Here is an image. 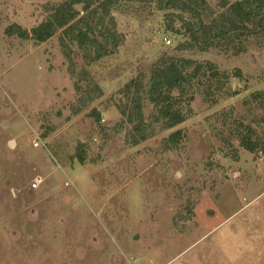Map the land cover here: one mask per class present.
I'll return each mask as SVG.
<instances>
[{
    "label": "rangeland",
    "instance_id": "obj_1",
    "mask_svg": "<svg viewBox=\"0 0 264 264\" xmlns=\"http://www.w3.org/2000/svg\"><path fill=\"white\" fill-rule=\"evenodd\" d=\"M67 1L0 0V264H264V36L239 54L225 40L179 51V20L169 31L154 2L112 0L120 46L88 66L66 39L73 73L61 30L31 37ZM163 57L201 67L179 105L186 121L133 146L120 91ZM95 86L103 98L84 106ZM153 110L145 100L147 122ZM241 135L262 145L248 152Z\"/></svg>",
    "mask_w": 264,
    "mask_h": 264
},
{
    "label": "trees",
    "instance_id": "obj_2",
    "mask_svg": "<svg viewBox=\"0 0 264 264\" xmlns=\"http://www.w3.org/2000/svg\"><path fill=\"white\" fill-rule=\"evenodd\" d=\"M131 2H154L159 11H181L182 15H165L168 30L174 31L176 20L182 23L181 31L187 36L178 46L179 51H199L208 53L218 46L220 40H225L227 49L235 50V54L243 51V40L251 37L264 36V0H217L223 12L216 14L206 0H129ZM83 7L84 15L75 10ZM112 0H69L48 10L50 17L31 32L36 43H45L58 30L64 38L60 39L62 51L70 62V68L75 73L72 50L66 43L68 39L77 45L83 54L85 63L89 66L109 54L108 48L117 49L121 36L116 32L111 20ZM21 38L29 34L15 27ZM238 41V44L236 43ZM240 41V43H239ZM227 52V51H226ZM193 62L184 58L163 57L151 70V77L138 75L120 91L126 102L117 104L118 109L132 125L129 132V143L138 146L160 132L170 131L186 121V116L179 105L186 87L199 77L201 67H194ZM211 77H218V72L210 68ZM85 74V72H84ZM240 77V74L237 75ZM174 91L180 92V97L173 96ZM84 106L102 99L103 92L99 87H92L86 93ZM153 105L150 122L144 114V101ZM100 123V119H98ZM182 131L172 133L165 143V149L177 147L183 139ZM240 146L248 152H254L259 147L257 141L250 136L241 135ZM264 146V144H263ZM80 162L84 163L83 158Z\"/></svg>",
    "mask_w": 264,
    "mask_h": 264
},
{
    "label": "built area",
    "instance_id": "obj_3",
    "mask_svg": "<svg viewBox=\"0 0 264 264\" xmlns=\"http://www.w3.org/2000/svg\"><path fill=\"white\" fill-rule=\"evenodd\" d=\"M166 43L168 45H171V41L170 40L166 41ZM39 145H40L39 143H37V142L35 143V147H39ZM261 157L264 159V155H262ZM41 183H42V178L41 177H37L34 180L33 184L31 185V188L36 190V189H38V187L40 186Z\"/></svg>",
    "mask_w": 264,
    "mask_h": 264
},
{
    "label": "water",
    "instance_id": "obj_4",
    "mask_svg": "<svg viewBox=\"0 0 264 264\" xmlns=\"http://www.w3.org/2000/svg\"><path fill=\"white\" fill-rule=\"evenodd\" d=\"M164 15H182L181 11L171 10L163 12Z\"/></svg>",
    "mask_w": 264,
    "mask_h": 264
}]
</instances>
